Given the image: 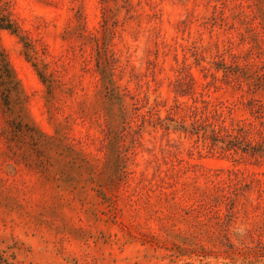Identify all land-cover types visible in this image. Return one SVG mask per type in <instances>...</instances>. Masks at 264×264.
I'll return each mask as SVG.
<instances>
[{"label":"rangeland","instance_id":"obj_1","mask_svg":"<svg viewBox=\"0 0 264 264\" xmlns=\"http://www.w3.org/2000/svg\"><path fill=\"white\" fill-rule=\"evenodd\" d=\"M0 264H264V0H0Z\"/></svg>","mask_w":264,"mask_h":264}]
</instances>
